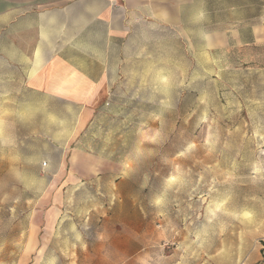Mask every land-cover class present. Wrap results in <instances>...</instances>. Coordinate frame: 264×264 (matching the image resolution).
I'll return each instance as SVG.
<instances>
[{
  "label": "rangeland",
  "instance_id": "obj_1",
  "mask_svg": "<svg viewBox=\"0 0 264 264\" xmlns=\"http://www.w3.org/2000/svg\"><path fill=\"white\" fill-rule=\"evenodd\" d=\"M131 23L79 132L52 98L15 106L0 39V264H264V54Z\"/></svg>",
  "mask_w": 264,
  "mask_h": 264
},
{
  "label": "crops",
  "instance_id": "obj_2",
  "mask_svg": "<svg viewBox=\"0 0 264 264\" xmlns=\"http://www.w3.org/2000/svg\"><path fill=\"white\" fill-rule=\"evenodd\" d=\"M135 19L198 29L206 52L264 54V0H0V39L6 32L18 70L15 106L31 107L32 94L52 98L73 110L74 132L82 131L107 86L110 46L126 42ZM96 30L106 56L80 46Z\"/></svg>",
  "mask_w": 264,
  "mask_h": 264
}]
</instances>
